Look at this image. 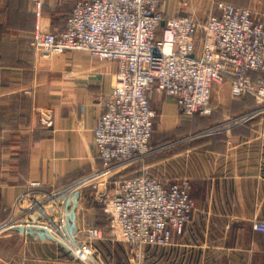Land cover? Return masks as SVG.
Masks as SVG:
<instances>
[{
    "label": "crops",
    "instance_id": "1",
    "mask_svg": "<svg viewBox=\"0 0 264 264\" xmlns=\"http://www.w3.org/2000/svg\"><path fill=\"white\" fill-rule=\"evenodd\" d=\"M74 1L40 0L36 17L32 0H0V222L31 185L43 192L102 164L93 129L112 92L117 64L81 51L44 54L32 46L36 20L58 33ZM222 1L247 8L264 22V0H158V8L166 17L191 15L200 22L217 13ZM149 100L158 111L153 132L163 137L156 141L152 132L157 155L140 164L139 174L163 182L188 177L194 209L183 234L167 246L147 247L141 264H264V231L253 228L255 221L264 223V114L237 125L230 137L206 132L224 112L253 109L254 97H233L228 83H213L214 110L208 117H186L164 92L150 91ZM109 183L89 189L103 198L110 195ZM84 191L66 202L72 233L102 223V211ZM102 228L94 262L131 264L124 242L106 223ZM23 234L19 229L0 234V264H85L57 240Z\"/></svg>",
    "mask_w": 264,
    "mask_h": 264
},
{
    "label": "built area",
    "instance_id": "2",
    "mask_svg": "<svg viewBox=\"0 0 264 264\" xmlns=\"http://www.w3.org/2000/svg\"><path fill=\"white\" fill-rule=\"evenodd\" d=\"M32 1L38 17L41 2ZM158 5V0H75L58 33L44 30L36 20L32 34L36 51H81L117 64L112 92L93 129L102 164L49 192L32 185L10 206L0 232L16 228L32 239L42 234L63 244L81 262L96 264L94 241L102 232L90 226L72 233L66 202L81 189L99 191L153 153L156 111L150 91L173 97L186 117L213 113V83H228L236 98L252 95L253 109L224 112L221 122L206 130L227 137L237 125L264 114V22L227 2H218V12L200 22L191 15L166 17ZM190 189L188 177L163 182L139 174L120 179L115 194L103 197L112 230L124 242L131 264H141L147 247L167 246L174 235L183 234L194 209ZM253 228L264 231V223L255 221Z\"/></svg>",
    "mask_w": 264,
    "mask_h": 264
},
{
    "label": "rangeland",
    "instance_id": "3",
    "mask_svg": "<svg viewBox=\"0 0 264 264\" xmlns=\"http://www.w3.org/2000/svg\"><path fill=\"white\" fill-rule=\"evenodd\" d=\"M244 8V7H243ZM247 9V8H246ZM251 13V12H250ZM251 15H252V17L254 18V19H257V18H255L254 17V15L251 13ZM259 20V19H258ZM154 108V107H153ZM155 109V108H154ZM155 111H156V116H155V119H154V124L156 125V120H157V118H158V111H157V109H155ZM184 115V114H183ZM205 117H208V116H205ZM189 119L190 118H187L186 120H184V122H189ZM153 134L155 135L154 136V138H155V140L156 141H159V140H161L162 139V137H163V135H160V134H158L157 133V131H154L153 132ZM167 135H170V136H167L168 137V141H172V140H174V136H173V133L172 132H170V133H168ZM167 139V138H166ZM156 155H157V153L155 152V153H151L150 155H148L145 159H147L148 157L150 158H154V157H156ZM144 159V160H145ZM143 160V161H144ZM142 161V162H143ZM142 162H139L138 164H136V165H132V166H129V167H127V168H125L124 170H122L121 172H120V174L119 175H116V176H114L113 177V181H111L110 183H109V193H110V195L109 196H107V199H109V198H111L114 194H115V192H116V190H117V181H119L120 179H123V178H127V177H131V176H136V175H139V173H140V164L142 163ZM91 171V170H90ZM89 173V172H88ZM87 174V173H86ZM85 175V174H84ZM83 176V175H82ZM75 180V179H74ZM73 181V180H72ZM69 182H71V181H69ZM68 182V183H69ZM65 184H67V183H64V184H61V185H58V186H54V187H52V188H50L49 190H46V191H43V192H49V191H51V190H53L54 188H57V187H61L62 185H65ZM32 186V185H31ZM37 190V189H36ZM81 190H85L84 191V193H86V196H87V201H89L90 203L92 202V204H94V205H96L97 207H98V209L100 208V211H102V214H103V216H101V222L102 223H98V224H96V225H93L92 227H97V228H99L100 230H101V232H102V230H103V225L105 226V223L108 225V228H111L112 229V227L110 226V224H111V219H110V214H109V212L107 211V209H106V200H105V198H100L99 196H97L95 193H94V191H92V190H90L89 188H85V189H81ZM38 191H40V190H38ZM92 191V192H91ZM19 197V196H18ZM70 198V197H69ZM86 198V197H85ZM94 199V200H93ZM16 201V200H15ZM14 201V202H15ZM13 202V203H14ZM12 203V204H13ZM12 204L10 205V206H12ZM23 205H25V203L23 204ZM10 206L6 209V215H5V217L3 218V220L2 221H4L6 218H7V215H8V212H9V210H10ZM1 221V222H2ZM0 222V223H1ZM16 228H11V229H7V230H4V231H2V232H0V234H3V233H5V232H7V231H10V230H15ZM22 237L24 238V234L22 235ZM84 263V262H83Z\"/></svg>",
    "mask_w": 264,
    "mask_h": 264
},
{
    "label": "trees",
    "instance_id": "4",
    "mask_svg": "<svg viewBox=\"0 0 264 264\" xmlns=\"http://www.w3.org/2000/svg\"><path fill=\"white\" fill-rule=\"evenodd\" d=\"M223 2V1H222ZM234 5V4H233ZM236 6V5H235Z\"/></svg>",
    "mask_w": 264,
    "mask_h": 264
}]
</instances>
